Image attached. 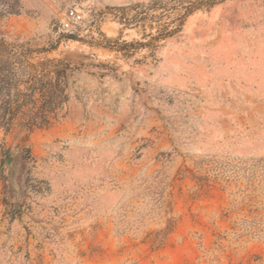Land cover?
I'll return each mask as SVG.
<instances>
[{"label": "rangeland", "instance_id": "rangeland-1", "mask_svg": "<svg viewBox=\"0 0 264 264\" xmlns=\"http://www.w3.org/2000/svg\"><path fill=\"white\" fill-rule=\"evenodd\" d=\"M177 5L0 0L79 69L51 126L0 131V264H264V0Z\"/></svg>", "mask_w": 264, "mask_h": 264}, {"label": "trees", "instance_id": "trees-1", "mask_svg": "<svg viewBox=\"0 0 264 264\" xmlns=\"http://www.w3.org/2000/svg\"><path fill=\"white\" fill-rule=\"evenodd\" d=\"M173 1L185 15L205 2ZM49 51L11 43L0 35V131L7 136L17 138L22 132L51 126L70 101L69 90L79 69L68 59L36 60Z\"/></svg>", "mask_w": 264, "mask_h": 264}, {"label": "built area", "instance_id": "built-area-1", "mask_svg": "<svg viewBox=\"0 0 264 264\" xmlns=\"http://www.w3.org/2000/svg\"><path fill=\"white\" fill-rule=\"evenodd\" d=\"M84 21V16L77 9L71 8L66 11L62 25L63 32L74 37L80 34V26Z\"/></svg>", "mask_w": 264, "mask_h": 264}, {"label": "water", "instance_id": "water-1", "mask_svg": "<svg viewBox=\"0 0 264 264\" xmlns=\"http://www.w3.org/2000/svg\"><path fill=\"white\" fill-rule=\"evenodd\" d=\"M12 161V158H10L9 160H8V162L10 163Z\"/></svg>", "mask_w": 264, "mask_h": 264}]
</instances>
